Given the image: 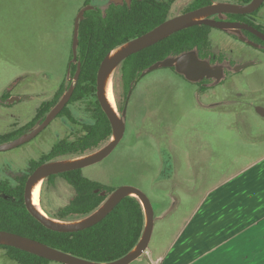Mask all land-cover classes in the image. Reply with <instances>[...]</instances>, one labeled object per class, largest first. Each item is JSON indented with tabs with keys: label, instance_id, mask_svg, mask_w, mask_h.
Instances as JSON below:
<instances>
[{
	"label": "rangeland",
	"instance_id": "obj_1",
	"mask_svg": "<svg viewBox=\"0 0 264 264\" xmlns=\"http://www.w3.org/2000/svg\"><path fill=\"white\" fill-rule=\"evenodd\" d=\"M105 1L95 0L103 8ZM191 1L177 0L171 13L181 14ZM83 2L0 0V96L7 90L11 94L8 100L0 98V133L29 121L40 103L52 97L67 76L75 17ZM257 13L264 14V6ZM221 36L220 29L212 28L211 52L221 51L231 58L227 69L234 72L233 62L238 61L231 52L233 42L224 43ZM215 64L222 66L220 61ZM113 81L116 100L124 104L120 75L115 81L114 74ZM203 85L208 89L200 91L198 83L168 67L143 75L132 91L123 139L103 161L82 168L83 174L115 188L125 184L140 187L160 213L162 199L153 197L152 179L162 159H171L170 153L177 159H204L213 173L212 181L231 176L264 154V115L257 111L258 107L264 108V63L246 67L225 82L212 78ZM246 97L252 103L250 107L243 101ZM85 105L77 108L84 115ZM62 120L54 119L29 142L0 151V177L7 171H23L30 159H37L67 136L59 124ZM71 195L72 188L64 181L46 187L43 180L41 205L43 199L48 208L55 210ZM169 221L155 223L150 248L166 244L178 228L179 224H174L171 229ZM148 263L143 255L130 264ZM0 264L17 263L0 250Z\"/></svg>",
	"mask_w": 264,
	"mask_h": 264
},
{
	"label": "trees",
	"instance_id": "obj_2",
	"mask_svg": "<svg viewBox=\"0 0 264 264\" xmlns=\"http://www.w3.org/2000/svg\"><path fill=\"white\" fill-rule=\"evenodd\" d=\"M175 1L132 0L130 4L107 2L103 8L95 0H84L83 6L92 4L94 8L87 10L84 19L80 21L78 61L81 62V73L69 102L57 116L74 127L78 128L80 125V133L76 132L70 137L59 139L44 154L43 159L31 162V172L48 161L73 158L93 152L110 140L113 129L97 97V74L100 64L114 48L148 32L168 19ZM213 1L192 0L182 12L202 7ZM232 1L248 3L251 0ZM226 15L245 17L249 14ZM212 28L202 24L182 29L127 57L115 73V81L119 75L122 79L125 99L131 90H135L146 69L169 56H177L196 49L201 58L215 63L217 57L209 46ZM72 58L71 49L70 61ZM78 61L71 65L69 63L67 76L52 97L40 103L29 121L10 131L0 133V143L17 138L43 121L73 83ZM168 68H172L185 78L183 74L177 72L175 66ZM69 77L71 80L67 81ZM210 79L212 78H204L196 82L200 91L208 89L203 84ZM10 96V91L7 90L1 95V99L7 100ZM133 96L132 92L131 100ZM82 103L86 104L84 113L88 118L80 123L77 115L82 112L77 111V108H80ZM124 104L118 102L121 112ZM170 157L171 159H162L160 169L152 179V186L157 194L170 193L176 198L175 207L168 213L167 219L170 222H177L179 230L204 195L207 175L201 172L199 165L195 163L191 164L193 173L190 176L185 175V161L177 159L173 153H170ZM28 177L29 175L23 176L15 187H12L8 180L0 179V230L34 238L73 255L99 262L118 259L139 242L145 226V210L138 197L132 195L125 197L103 220L93 226L74 232H60L47 228L28 211L24 200ZM59 180L72 188V195L65 204L55 210L48 208L43 199L42 207L50 216L62 220H77L91 214L116 189L85 176L82 169L50 175L44 180V184L46 187L56 185ZM6 194L11 195L10 198H6L4 196ZM153 204L156 209V204L154 202ZM0 250L17 264H48L53 261L6 244L0 243Z\"/></svg>",
	"mask_w": 264,
	"mask_h": 264
},
{
	"label": "water",
	"instance_id": "obj_3",
	"mask_svg": "<svg viewBox=\"0 0 264 264\" xmlns=\"http://www.w3.org/2000/svg\"><path fill=\"white\" fill-rule=\"evenodd\" d=\"M128 3L131 0H127ZM114 3H120L121 0H111ZM264 0H251L248 3L233 2L230 0L213 1L210 4L202 7L183 12L181 14L172 16L159 25L155 26L148 32L141 34L129 41L121 44L109 52L102 60L98 74H97V97L102 109L108 116L113 134L110 140L99 149L84 154L75 156L73 158H63L53 161H48L40 164L28 177L25 186L24 200L28 211L44 226L49 229L60 232H74L93 226L103 220L120 202L127 196H136L140 199L145 210V226L143 234L139 242L124 256L109 262H99L85 259L69 252L58 249L47 243L20 235L14 232L0 230V243L20 248L22 250L37 254L47 259L61 262L64 264H130L141 257L149 248L155 229V209L150 196L135 185H121L109 194L107 199L91 214L77 219V220H62L50 216L45 210H39L34 204L32 198L33 186L41 179L45 180L53 174L62 173L74 169H82L84 167L96 164L107 158L119 145L123 139L127 123V112L132 90L130 91L126 100L123 111L114 109L106 95V81L108 76L113 72L116 73L121 63L130 55L141 51L160 40L172 35L173 33L194 25H208L215 28L235 30L238 28H247L264 38V34L259 32L253 26L246 23L230 22L226 20L216 19L214 15H224L228 13L247 14L256 11ZM94 8V5L88 4L83 6L77 13L74 22L72 50L73 58L70 65L78 61V44H79V27L80 21L84 19L85 12ZM114 50H117L114 52ZM114 52V53H113ZM251 62L236 65L234 71L246 67ZM175 66L177 72L183 74L185 78L192 82H198L204 78H215L223 80L225 77L224 68L221 65L211 63L209 59L201 58L196 49L186 51L177 56H169L164 60L157 61L148 69H146L142 76L150 71L161 67ZM81 73V62L78 61V68L73 77V83L68 90L62 95L61 99L45 116L43 121L39 122L35 127L28 132L23 133L17 138L0 144V151L13 149L18 147L36 137L42 132L63 110L69 102L75 87L76 81L79 79ZM114 82V81H113ZM115 94V92H114ZM116 99V96H115ZM117 103V101H116ZM258 111L264 114V108L258 107ZM10 198L8 195H4ZM44 209V208H43Z\"/></svg>",
	"mask_w": 264,
	"mask_h": 264
},
{
	"label": "crops",
	"instance_id": "obj_4",
	"mask_svg": "<svg viewBox=\"0 0 264 264\" xmlns=\"http://www.w3.org/2000/svg\"><path fill=\"white\" fill-rule=\"evenodd\" d=\"M183 160L185 175L193 173L192 163L207 175L205 193L166 244L143 254L148 264H264V154L231 176L214 181L204 159ZM152 193L163 204L160 213L158 206L154 208L156 222H164L176 198L170 193ZM167 223L171 229L178 224Z\"/></svg>",
	"mask_w": 264,
	"mask_h": 264
},
{
	"label": "flooded vegetation",
	"instance_id": "obj_5",
	"mask_svg": "<svg viewBox=\"0 0 264 264\" xmlns=\"http://www.w3.org/2000/svg\"><path fill=\"white\" fill-rule=\"evenodd\" d=\"M100 1H101L100 3H102L103 0H100ZM176 1L174 2V4L176 3ZM222 1H225V0H222ZM230 1H232V0H230ZM105 2H111V0H106ZM233 2H235V1H233ZM124 3L130 4L131 2L128 3L127 0H121V2L118 4H124ZM173 5H172V7H173ZM262 6H264V2L256 11L258 12V10ZM256 11H254L252 13H247L249 15H247L245 17H230L226 14H224L222 16L217 14V15H214L213 17L216 19L226 20V21H230V22L246 23V24L253 26L259 32L264 34V14L260 15ZM171 12H172V8L170 10V17L175 16ZM213 28H215V27H213ZM216 29H220V28H216ZM220 31L222 33V36L220 37L222 42H224V43H228V41L233 42V48L231 49V52L233 53L235 59H237L236 61H238V62H233V64H234L233 68L236 65L244 64L247 62H251V63L249 65H247L246 67H254V68L258 67L259 65L264 63V38L262 36H260L259 34L253 32L247 28H238L235 30L220 29ZM210 40H211V38H210ZM209 46H210V44H209ZM210 50H211V48H210ZM215 55L217 57V61H220V64H222V66L224 68L225 77L222 80L223 82H225L228 78H231L233 75H235L239 71H241V72L244 71L246 68V67H244V68L240 69L239 71L231 72L227 68H228V65H231L233 60L231 58H226V55L224 54V52H221V51L218 54L215 53ZM261 91H262V88H261ZM110 97L114 98L115 106L117 107L118 102L116 103L117 100L115 99L114 86L113 85H112V91H111ZM248 97H246L245 99L243 98V101L245 104L248 103V107H250L252 105V103L247 100ZM0 98H1V96H0ZM127 98H128V96H127ZM127 98H126V100H127ZM126 100H125V103H126ZM237 100H238V98L235 99L236 102H237ZM130 101H131V97H130ZM130 101H129V103H130ZM124 106H125V104H124ZM128 107H129V105H128ZM257 111H258V109H257ZM258 113H260V112L258 111ZM261 115H264V114H261ZM87 118L88 117H86L84 114H78L77 115V119L80 123H83L85 120H87ZM59 124L63 125V126H61V128H64L63 130L65 132H67V136H63L62 138L70 137L72 134L79 132V128H81L80 125H78V128L70 125L69 122L65 121L64 119L61 122H59ZM62 138H60V139H62ZM44 154L45 153L41 154V156H39L37 159H30L28 162L27 168H25L23 171H21L19 173L13 172V171H7L3 177H0V179L8 180L10 182V184L12 185V187H15L17 184H19V180L23 176L30 175L33 172V171L32 172L30 171L31 162L32 161H39V160L43 159ZM42 184H43V181H42ZM25 186H26V184H25ZM41 190H42V185H41ZM40 196H41V191H40ZM40 206L42 208L41 201H40ZM42 210H43V208H42Z\"/></svg>",
	"mask_w": 264,
	"mask_h": 264
},
{
	"label": "bare ground",
	"instance_id": "obj_6",
	"mask_svg": "<svg viewBox=\"0 0 264 264\" xmlns=\"http://www.w3.org/2000/svg\"><path fill=\"white\" fill-rule=\"evenodd\" d=\"M117 50H114V52H116ZM113 52V53H114ZM113 77H114V73L112 72L106 81V95L108 97V100L110 101V103L112 104V106L114 107V109L117 110V107L115 106V100L113 97H110L111 91H112V85H113ZM42 181L43 179L39 180L32 189V198L34 201V204L36 205V207L39 210H42L41 206H40V191H41V185H42ZM44 210V209H43Z\"/></svg>",
	"mask_w": 264,
	"mask_h": 264
}]
</instances>
